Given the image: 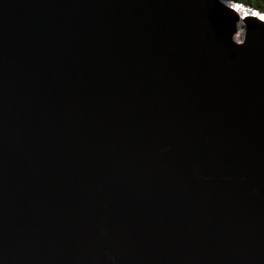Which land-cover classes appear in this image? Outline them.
I'll use <instances>...</instances> for the list:
<instances>
[{
  "label": "water",
  "instance_id": "water-1",
  "mask_svg": "<svg viewBox=\"0 0 264 264\" xmlns=\"http://www.w3.org/2000/svg\"><path fill=\"white\" fill-rule=\"evenodd\" d=\"M259 16L0 0V264H264Z\"/></svg>",
  "mask_w": 264,
  "mask_h": 264
},
{
  "label": "bare ground",
  "instance_id": "bare-ground-1",
  "mask_svg": "<svg viewBox=\"0 0 264 264\" xmlns=\"http://www.w3.org/2000/svg\"><path fill=\"white\" fill-rule=\"evenodd\" d=\"M223 3L224 4H226V5H228V2H226V1H223ZM240 6H238V7H236L235 8V11H236V21H235V30H234V32H233V34H232V39L234 40V41H238V40H241V38L243 37V35H244V29H242V28H244L243 26H242V12L244 11V9L245 8H239ZM245 15H252V16H254V13L253 12H251V11H249L248 13H246ZM255 15L256 16H258V13H255ZM261 19H263L264 20V16H259Z\"/></svg>",
  "mask_w": 264,
  "mask_h": 264
},
{
  "label": "trees",
  "instance_id": "trees-1",
  "mask_svg": "<svg viewBox=\"0 0 264 264\" xmlns=\"http://www.w3.org/2000/svg\"><path fill=\"white\" fill-rule=\"evenodd\" d=\"M264 12V0H234Z\"/></svg>",
  "mask_w": 264,
  "mask_h": 264
},
{
  "label": "rangeland",
  "instance_id": "rangeland-1",
  "mask_svg": "<svg viewBox=\"0 0 264 264\" xmlns=\"http://www.w3.org/2000/svg\"><path fill=\"white\" fill-rule=\"evenodd\" d=\"M242 29H244V28H242ZM245 30V29H244ZM243 37H244V35H243ZM243 37L241 38V40H236L237 42H242L243 41Z\"/></svg>",
  "mask_w": 264,
  "mask_h": 264
}]
</instances>
